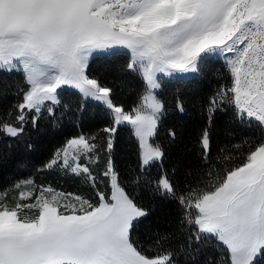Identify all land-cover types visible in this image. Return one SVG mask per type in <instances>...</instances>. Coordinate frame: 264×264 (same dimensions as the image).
Instances as JSON below:
<instances>
[{
    "label": "snow or ice",
    "instance_id": "obj_1",
    "mask_svg": "<svg viewBox=\"0 0 264 264\" xmlns=\"http://www.w3.org/2000/svg\"><path fill=\"white\" fill-rule=\"evenodd\" d=\"M120 55L138 85L128 103L116 98L121 85L91 71ZM213 63L218 84L197 104L204 124L189 157L174 161L177 131L167 130V148L158 140L164 89ZM89 105L104 123L86 131ZM175 107L186 111L179 97ZM69 114L78 131L36 171L83 190L31 176L0 187V264H180L179 254L184 264H264V0H0V160L10 141L62 131ZM218 115L247 133L232 129L214 148ZM122 131L130 175L115 157ZM145 197L174 209L168 229Z\"/></svg>",
    "mask_w": 264,
    "mask_h": 264
},
{
    "label": "trees",
    "instance_id": "obj_2",
    "mask_svg": "<svg viewBox=\"0 0 264 264\" xmlns=\"http://www.w3.org/2000/svg\"><path fill=\"white\" fill-rule=\"evenodd\" d=\"M127 57L120 55L115 57H98L92 62L91 71L98 74L102 79L114 80L118 85L122 86V91L118 92L117 99L128 103L133 98L129 95L132 87H137L134 78L128 75L126 70ZM220 69L219 63H213L207 69L208 74L202 76L198 81L186 82L179 86L175 84L169 85L164 89L163 99L166 101L168 111L164 117L163 123L160 126L158 140L169 145L167 130L174 128L177 133V144L170 149L172 159H185L189 157V149L193 147L197 131L204 124V117L198 111L197 104L204 99L214 87L217 86L218 80L216 74ZM179 97L185 106L186 111L181 114L176 111V99ZM65 99L69 101L73 107L76 103V98L70 94L65 95ZM11 97L3 101V107H7ZM229 117L217 116L213 128V145L223 143L227 138V132L235 129L237 139L247 133V129L237 128L235 124L229 123ZM75 118L69 114L65 117L62 125V131L45 130L41 133H33L30 136L21 138L20 141L14 142L11 154L5 159L0 160V187L8 185L17 179L34 177L37 183H51L55 187L62 188L65 191H82L78 187L79 181L75 178L63 176L56 172H37L44 162L48 159L52 149L62 142L65 135L75 134L78 129L74 126ZM104 123L103 111L93 105H89L83 113L81 120L84 130L94 129L102 126ZM43 126V122H42ZM33 145L31 150L26 148V144ZM0 149L7 151L3 145ZM116 162L121 169L122 174L130 175L129 168L134 167L136 160L134 155V147L129 140L127 131H122L119 134L116 148ZM167 163V161H166ZM155 175V170H153ZM145 206L151 207L155 204V213L153 220L160 225L161 231L168 229L166 223L169 219H174V209H171L166 204L159 200L152 201L145 197L142 201ZM179 240L172 241V247H176ZM180 264H184V255L177 256Z\"/></svg>",
    "mask_w": 264,
    "mask_h": 264
},
{
    "label": "rangeland",
    "instance_id": "obj_3",
    "mask_svg": "<svg viewBox=\"0 0 264 264\" xmlns=\"http://www.w3.org/2000/svg\"><path fill=\"white\" fill-rule=\"evenodd\" d=\"M26 190V189H25Z\"/></svg>",
    "mask_w": 264,
    "mask_h": 264
}]
</instances>
